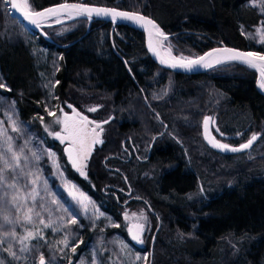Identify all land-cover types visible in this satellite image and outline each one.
Wrapping results in <instances>:
<instances>
[{"label":"trees","instance_id":"obj_1","mask_svg":"<svg viewBox=\"0 0 264 264\" xmlns=\"http://www.w3.org/2000/svg\"><path fill=\"white\" fill-rule=\"evenodd\" d=\"M63 2L150 17L172 36L169 41L175 56L195 58L219 44L264 53V44L255 45L246 37L264 20V11L251 0H30L35 11ZM44 32L54 43L24 28L0 0V81L11 89H0V97L12 102L21 120L58 153L67 178L93 199L102 217L67 224L69 234L62 232L59 239L68 245L63 243L61 251L56 240L34 242L31 252L20 259L6 254L0 259L5 264H39L43 253L48 264H79L81 260L108 264L101 246L105 241L113 243L119 253V237L130 245L131 254L147 252L150 259L152 249L150 264H264V97L256 89L255 72L239 64L197 75L168 72L152 63L140 32L117 26L111 33V25L102 21H93L87 29V21L76 20ZM68 105L105 127L104 143L91 157L88 181L74 172L62 148L51 145L44 134L54 119L48 113L72 109ZM204 116L214 118L219 135L223 133L232 146L261 133L250 150L254 157L210 151L201 137ZM163 126L166 132L161 134ZM154 138L149 159L160 172L155 181L141 182L149 169L147 162L138 159L147 156ZM194 142L227 164L234 160L241 165L227 167L232 173H242H234L233 186L209 184L205 191L201 187L208 199L199 192L195 198L197 176L202 181L210 177L196 169ZM122 143L126 149L138 150L130 162L132 169L118 162L127 157ZM249 159H256L250 169L245 164ZM115 168L129 182H136L133 196L141 201L133 200L132 205L145 207L154 217V230L143 249H137L121 228L119 203L124 197L114 189L125 185ZM177 233L181 238L175 240Z\"/></svg>","mask_w":264,"mask_h":264},{"label":"rangeland","instance_id":"obj_2","mask_svg":"<svg viewBox=\"0 0 264 264\" xmlns=\"http://www.w3.org/2000/svg\"><path fill=\"white\" fill-rule=\"evenodd\" d=\"M255 6H257L259 10H261V6L259 2H257ZM8 11H9V4H8ZM59 21L60 19L52 21L53 26L51 27L56 26V24ZM262 25H264V20L260 23V25L254 27L252 31L249 32L248 35H246L247 39H249V41H251L255 45L264 44L261 42V31H264ZM169 39L163 41L162 43L163 50L170 52L171 55L173 57H176L177 59L191 58V57L175 56L172 53V49H171L172 44L169 41ZM162 93L164 97V95H166L165 90L162 91ZM154 98L159 99V96L158 97L154 96ZM57 112L58 113L56 117H54V119L49 123L48 126H45L44 134L46 135L47 139L50 141L51 145L55 143L54 145L58 146L59 148H62L63 150L65 146H69V142L65 141L61 143L60 140L56 139L55 136L52 134L56 131H60L62 127V125L56 124L55 120L56 118H62L64 113H68L69 115H72L73 110L72 109L66 110L64 108H59ZM9 117H11V119H9ZM0 121L4 122L2 125H0V127L6 128L8 131V135L14 138V146L17 149L23 148L22 166L24 173L19 177L17 181V187L8 190L9 200L11 199V195L13 193H16L20 198L18 200V203H20L22 207L20 208L19 211H17L16 208L12 206V204H8L7 206V213L9 214L10 219L18 220V222H14L13 224L5 223L3 220L4 213L0 212V224L4 225V227L0 229V239L4 240V244L0 245V248L7 247L9 244H11L13 251H16L19 257H23V255L26 254L27 252L28 253L31 252L32 244H34V242L45 243L56 240L55 245L56 246L58 245L57 249L59 248L60 250L58 251H61V246H63V243L59 238L61 237L62 232L65 234H69L70 229L69 226H67V224L69 223L71 224V220L73 219V217L75 216L76 220L79 219L89 220V223L91 220H92L91 222H95L93 219L96 220L102 217L101 211L99 207L96 205V203L93 201V199L89 195H87L85 191H83L77 184H75L74 182H72L67 178L64 169L61 165L58 153L52 150L51 148L47 147L42 142L43 139L41 140L37 131L33 130L28 123L21 120L12 102L5 101L4 99H0ZM12 121H17L20 131L18 132L12 131ZM203 121H202V127H203ZM209 125L212 136L215 137L217 140L221 141L222 143H227L223 139L225 137L221 134L219 135L214 118H213V122H210ZM164 127L165 126H163V129H160L161 134L166 132V129ZM103 128H104V132L102 134V139L104 141L105 127ZM201 137H202V128H201ZM124 143L122 144L124 145ZM99 146L100 144L94 147V150L90 158L85 162L87 166L83 169V171L86 172V176L81 175L80 172L77 171L76 168H73L70 165V163L67 161L68 165L74 170V172L85 181L89 180L88 174L90 170L91 157L95 149L98 148ZM200 147L201 146H199L198 143L194 142L191 150L194 151L193 154H195L194 156H196V159L195 157H193V155H192L193 157L192 159L196 164V169L198 170V172L202 176L206 174L210 178L206 179L207 181L206 180L202 181L197 176L198 191L195 192L196 193L195 198H199L198 195L199 192L205 199L204 191L205 188L210 187L209 184H211V186L217 184L218 186L225 185L228 188L230 186H233L235 183V178H233L235 175L234 173L235 172L236 174H242V173L239 170L234 171V173L227 170L229 167L231 169L240 168L241 165L235 164V163L238 164V162H234L233 160L231 164H227L219 157L214 156L208 150H205L204 147H202L201 149ZM136 152H138V150ZM251 152L252 151H248L243 154H247L246 158H252L254 157V153L252 152L253 153L252 154ZM33 153H35V156L33 155ZM24 157H27V161L23 159ZM255 161L256 159L250 160V162L246 161L245 162L246 166L249 165L247 168L250 169L251 165H253ZM148 169H149V174L147 171L146 173L144 172L142 177H140L141 182L152 181V180L155 181L156 177L159 175L160 171L158 169L156 168L153 169L152 167H148ZM11 175L12 173H9V176ZM33 180H35V183L32 182ZM130 183L132 188L136 186L135 181L134 182L130 181ZM201 187L204 189V191L203 190L201 191ZM81 193L83 194V196H81ZM74 197L76 198L74 199ZM85 197L87 199H84ZM138 199L140 198H136V200ZM79 200L84 201L83 205L78 202ZM126 200L127 198L124 197L123 203ZM29 207L33 209V212L29 213V215L32 216L31 222L24 219V215ZM125 208H127L126 214H123L122 208L120 210L122 216L121 228L122 230L125 231L126 237L128 239L130 232L129 230L132 228V225L137 223L133 219L131 220L129 217L130 216L133 217V215H135L139 218H142L141 214L147 217L146 219L147 228L144 230L146 235L144 238V243L142 244L143 248L147 247L148 240L152 234V231L154 230V221H153L154 217L151 214V211L146 209L145 207L144 208L136 207V206L134 207L133 205L131 206L125 205ZM65 209H68V211H65ZM37 212L39 213L38 216L36 215ZM41 221H43V223H41ZM46 224H51V227H45ZM12 230H14L17 233V237L15 239H13L10 236L9 237L4 236L5 231H12ZM28 232H32L34 235H38V238L25 241L24 243L25 245H27L29 250L21 252L20 249L24 245H21L19 241L21 238L27 235ZM39 237H42V239ZM179 237L181 238V235L177 233V235L174 236L173 239L177 240ZM55 238H57L58 240ZM102 241L105 240H101L99 241V243H101ZM113 246H114L113 243L112 245L110 244L107 245L106 241L104 242V245L101 246L102 250L108 255V259H109L108 264H149L150 263L149 255L147 252L141 254L140 253L131 254V250H130L131 247L124 239H120L119 237H117V247L119 253L117 252V248L116 250L112 248ZM5 254L8 256L7 253L0 251V257L2 255L4 257ZM60 254L62 253L60 252ZM137 256L141 258L137 259ZM144 257H147V260H145ZM79 264H85V262L81 260Z\"/></svg>","mask_w":264,"mask_h":264},{"label":"snow or ice","instance_id":"obj_3","mask_svg":"<svg viewBox=\"0 0 264 264\" xmlns=\"http://www.w3.org/2000/svg\"><path fill=\"white\" fill-rule=\"evenodd\" d=\"M4 2L10 4L11 9L20 12L26 20H28L31 24L36 25L37 27H39L38 18L58 16L61 13H67L69 17L83 16L89 20L92 18L93 13H95V15L98 17L110 16L113 21H115L117 17L129 21H134L135 23L149 30V48L157 56H160V53L153 45L151 39L153 33L160 38L156 41V44H160L162 40L166 41L168 39V37L159 28L154 20L137 13L118 11L115 8L91 7L88 4L83 3H61L57 6L50 7L42 11H35L32 10L30 0H4ZM251 2L253 4L259 2L261 10L264 11V0H251ZM262 28H264V25H262ZM261 42L264 43V31H261ZM168 55L171 57L170 52ZM171 60L173 62L170 64V67H180L189 70L193 69L196 66L213 68L215 65H219L225 61L240 62L244 65H247L249 68L259 71L260 80L258 81V86L260 89L264 90V53L261 52H245L232 48H217L213 49L212 52L206 53L204 56L198 57L196 59H177L176 57H171ZM160 63L168 64L169 61L163 56H160ZM56 83L58 84L59 81H56ZM0 89L11 91V89H9L8 86L2 81H0ZM68 107L73 109V114L69 115L68 113H64L62 118H56L55 123L62 125V127L60 131H56L52 134L56 139L60 140L61 143L65 141L69 142V146L65 149L68 154V159L71 161L72 166L76 168L81 175L86 176V172L83 171V169L87 166L85 162L90 158L94 147L98 144L102 145L104 143L102 139L104 128L101 123L90 120L88 116L82 115L79 111H76V109L73 108L72 105H68ZM96 110V108L88 109V111L91 112H94ZM48 114L50 116L56 117L55 112H49ZM9 119H11V117H9ZM40 119L43 120V117H40ZM210 122H213V118L210 116H205L203 121L205 137L206 139H208V142L212 147L220 149L221 151L242 152L248 150L262 135L261 133H253L251 138L248 139L245 143H241L238 146H232L228 143H222L215 137L208 136V127ZM3 123V121H0V125H2ZM102 123L106 124L109 123V121H103ZM12 131H20L17 121H12ZM217 131H219V129H217ZM221 135H223V133H221ZM22 154L23 148L17 149L14 146V138L8 135V131L6 128L0 127V190H2L0 191V212L4 213L3 220L7 224L18 222V220L10 219L9 214L7 213L8 204H12V206L16 208L17 211H19L22 207V205L18 203V200L20 198L16 193H13L11 195L10 200L8 199V190L16 188L19 177L24 174L22 166ZM33 155L35 156V153H33ZM23 159L27 161V157H24ZM9 173H12V175L9 176ZM32 182L35 183V180H33ZM81 196H83L82 193ZM75 198L76 197H74V199ZM84 199L87 198L85 197ZM78 202L82 205L84 203L83 200H79ZM65 211H68V209H65ZM31 212H33V209L29 207L24 215V219L29 222H31L32 220V216L29 215V213ZM36 215L38 216L39 213L37 212ZM141 215L143 219H147V217L143 216V214ZM41 223H43V221H41ZM71 223H77L75 216L71 220ZM3 227L4 225L0 224V229H2ZM45 227H51V224H46ZM135 228L136 231H132V229L129 230L132 233V240L136 241L137 243L143 244L144 240L142 239V233L144 231V225H136ZM4 236H10L15 239L17 237V233L14 230L5 231ZM37 238L38 235H34L32 232H28L27 235H25L19 241L21 245H24L20 249V251L24 252L29 250L27 245H25L24 243L25 241ZM39 238L42 239V237ZM62 243H64V245L67 247V240L63 241ZM3 244L4 240L0 239V245ZM0 251L7 253L8 256L12 257L13 260L20 259V257L17 255V252L13 251L11 244H9L7 247L0 248ZM71 251L75 252L76 247H72ZM140 258L141 257L137 256V259ZM144 259L147 260V257H144ZM0 264H5V261L3 259H0ZM39 264H48L43 253H41L39 257Z\"/></svg>","mask_w":264,"mask_h":264},{"label":"water","instance_id":"obj_4","mask_svg":"<svg viewBox=\"0 0 264 264\" xmlns=\"http://www.w3.org/2000/svg\"><path fill=\"white\" fill-rule=\"evenodd\" d=\"M63 3H77V2H63ZM59 4H61V3H59ZM59 4L51 5V6L45 7L43 9H40V10H37V11H42L44 9H47V8H50V7H54V6H57ZM89 6L98 7V8H111V7H103V6H95V5H89ZM117 10L118 11H123V12L135 13V12H132V11H125V10H120V9H117ZM9 13H10V16L13 17L14 19H16L19 23H21L24 28H26L30 32H35L36 34L40 35L42 38H44L49 43H54V42L44 32V29L53 26V22L52 21L59 20V19H60V21L56 24V26L57 25H61V24L70 23V22H73V21H76V20H85V21H87V29H89V26H90V24L93 21L107 22V23H109L111 25V33L113 32V30L117 26H127V27L132 28V29H134V30H136V31H138V32H140L142 34L145 51H146L147 55L149 56L150 60L152 61V63L158 68H161L163 70H166L168 72H172V73H175V74H182V75L203 74V73H207V72H209V71H211L213 69H216V68H218L220 66L227 65V64H239V65H242V66H245V67L249 68L247 65H244V64H242L240 62H236V61H225V62H223V63H221L219 65H215L213 68H205L203 66H196V67H194L191 70L185 69V68H180V67L172 68V67H170V64L173 61H170V60H168L169 61L168 64H161L160 63V56L161 55L157 56L149 48V40H150L149 30L146 29L145 27L135 23L134 21H129V20L122 19V18H119V17H117V19L115 21H113L110 16H108V17L99 16L98 17V16L95 15V13H93L92 18L89 20V19H87L86 17H83V16H81V17H69V15L67 13H61L58 16H48V17H45V18H38L39 27H37L36 25H33L28 20H26L20 12H17L15 10L11 9L10 4H9ZM137 14H140V13H137ZM140 15H142V14H140ZM143 16H145V15H143ZM145 17H147V16H145ZM148 18H150V17H148ZM150 19H152V18H150ZM166 36L168 37V39L172 37L171 35H166ZM151 39H152L153 45L156 47V41H157V39H160V38L157 37L153 33ZM63 47L65 48L67 46H63ZM63 47H61V48H63ZM217 48L223 49V48H231V47H227V46H224L223 44H219L217 47L211 48V49L207 50L206 52H204L203 54H201V55H199V56H197L195 58H190V59H196L198 57L204 56L206 53L212 52L213 49H217ZM232 49H236V48H232ZM236 50H239V49H236ZM239 51H243V50H239ZM245 52H250V51H245ZM214 55H218V54H214ZM219 55H222V54H219ZM121 61H122L123 65L125 66L128 74L130 76H132L129 68L127 67V65L125 63V61L123 59H121ZM249 69H251V70H253L255 72V74H256V89L264 97V91H262L259 88V86H258V81L260 80L259 71L256 70V69H252V68H249ZM164 128L166 129V126ZM208 136L209 137H213L212 133H211L210 125L208 127ZM202 139H203V142H204V144L206 145L207 148H209L210 150H212L215 153H218V154L224 155V156H235V155H240V154L246 153V152L250 151L254 147V145L257 143V141H258L257 140L256 142H254L253 146L250 149L242 151V152L221 151L220 149L212 147L211 144L208 142V139H206L204 125L202 127ZM154 141H155V138L151 142V145H150L149 151H148V155H149V152H150V150L152 148V145H153ZM67 147L68 146L64 147L63 154H64L66 160L72 166L71 161L68 159V154L65 151V149ZM131 229H132V231H136L135 227H132ZM129 240L137 249H143L142 244L137 243L136 241L132 240V233L131 232H129ZM151 256H152V249H150V261H151Z\"/></svg>","mask_w":264,"mask_h":264},{"label":"flooded vegetation","instance_id":"obj_5","mask_svg":"<svg viewBox=\"0 0 264 264\" xmlns=\"http://www.w3.org/2000/svg\"><path fill=\"white\" fill-rule=\"evenodd\" d=\"M125 144L123 145V150L124 152L126 153V158H118V162L119 164L123 165H128L127 166V170L132 168L133 165L130 164L131 162V159L133 156H137L136 152L134 149H126L125 147ZM152 150V148H151ZM151 150L149 152V155H148V152H147V156L145 158H139L138 161L141 162V163H144V162H147L148 163V167H151L152 166V160L150 161V154H151ZM149 151V150H148ZM124 168V167H123ZM115 172H117L119 174V176H121V179L124 183V187H116V189H114V192L115 194H121L123 197L127 198V200L124 202V203H119V205L121 206L122 210H123V214H126L127 212V208H125V205L127 206H131L132 205V201L133 200H136V198L133 196V188L132 186L130 185V182L129 180L122 174V171L118 168H115L114 170ZM124 173V172H123ZM126 179V180H125ZM126 188V189H124ZM118 196V195H117ZM205 199H208L207 197ZM140 201V199H138ZM123 202V201H122ZM131 220L133 219L135 222H137L136 224L132 225V227H135L136 225H144V230L147 228V224H146V220L143 219V218H139L135 215L130 216L129 217ZM145 235L146 233L143 231L142 233V239L144 240L145 238Z\"/></svg>","mask_w":264,"mask_h":264},{"label":"bare ground","instance_id":"obj_6","mask_svg":"<svg viewBox=\"0 0 264 264\" xmlns=\"http://www.w3.org/2000/svg\"><path fill=\"white\" fill-rule=\"evenodd\" d=\"M157 40H158V39H157ZM162 43H163V41H161L160 44H156V47H157L158 52H159L160 55L163 56L165 59L172 61V60H171V57H173V56L171 55V57H170V56L168 55L169 52L163 50V44H162ZM170 54H171V53H170ZM261 90H262V89H261ZM262 91H264V90H262Z\"/></svg>","mask_w":264,"mask_h":264}]
</instances>
